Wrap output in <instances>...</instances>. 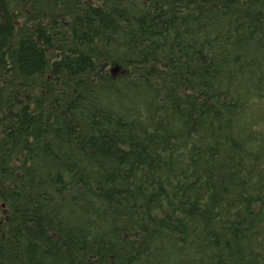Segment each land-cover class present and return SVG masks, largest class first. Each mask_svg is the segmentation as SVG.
Instances as JSON below:
<instances>
[{"label": "trees", "instance_id": "obj_1", "mask_svg": "<svg viewBox=\"0 0 264 264\" xmlns=\"http://www.w3.org/2000/svg\"><path fill=\"white\" fill-rule=\"evenodd\" d=\"M0 264H264V0H0Z\"/></svg>", "mask_w": 264, "mask_h": 264}]
</instances>
